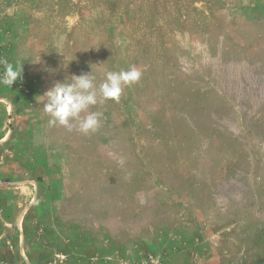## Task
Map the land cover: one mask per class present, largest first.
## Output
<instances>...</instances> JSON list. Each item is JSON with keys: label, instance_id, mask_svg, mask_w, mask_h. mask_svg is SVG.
I'll return each instance as SVG.
<instances>
[{"label": "rangeland", "instance_id": "rangeland-1", "mask_svg": "<svg viewBox=\"0 0 264 264\" xmlns=\"http://www.w3.org/2000/svg\"><path fill=\"white\" fill-rule=\"evenodd\" d=\"M4 62L0 264H264V0H0ZM130 65L95 132L35 99Z\"/></svg>", "mask_w": 264, "mask_h": 264}, {"label": "clouds", "instance_id": "clouds-1", "mask_svg": "<svg viewBox=\"0 0 264 264\" xmlns=\"http://www.w3.org/2000/svg\"><path fill=\"white\" fill-rule=\"evenodd\" d=\"M39 61L40 59L34 63ZM4 63V71L0 74V85L12 87L18 79H23V63L15 65ZM141 76V69L130 65L120 71H107L102 82L97 85V78L91 69L90 72L71 74L62 81H56L35 99L37 103L43 105L44 112L50 117V125L59 124L69 131L75 129L88 134L100 127L102 115L99 111H91V109L108 100L118 101L124 89L137 83ZM140 202L143 204L145 201L141 198Z\"/></svg>", "mask_w": 264, "mask_h": 264}]
</instances>
